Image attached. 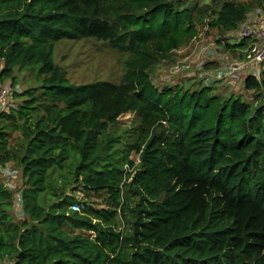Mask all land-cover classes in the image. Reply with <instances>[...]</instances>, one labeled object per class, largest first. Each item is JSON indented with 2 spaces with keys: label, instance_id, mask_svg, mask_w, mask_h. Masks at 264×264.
I'll list each match as a JSON object with an SVG mask.
<instances>
[{
  "label": "trees",
  "instance_id": "trees-1",
  "mask_svg": "<svg viewBox=\"0 0 264 264\" xmlns=\"http://www.w3.org/2000/svg\"><path fill=\"white\" fill-rule=\"evenodd\" d=\"M249 9L236 0L210 12L171 0H0V79L38 66V86L1 117L0 164H18L28 220L13 222V195L0 183V264H264V104L151 80L198 24L235 31ZM88 38L127 54L119 83L75 85L53 63L56 42ZM244 86L260 84L250 76ZM128 113L134 126L122 140L109 128ZM7 130L22 136L17 154ZM66 166L68 181L104 192L105 207L58 192L53 173Z\"/></svg>",
  "mask_w": 264,
  "mask_h": 264
},
{
  "label": "rangeland",
  "instance_id": "rangeland-1",
  "mask_svg": "<svg viewBox=\"0 0 264 264\" xmlns=\"http://www.w3.org/2000/svg\"><path fill=\"white\" fill-rule=\"evenodd\" d=\"M171 1H180L190 7L196 3L208 12L212 11L213 7L216 9L220 4V0ZM236 2L245 3L250 7L238 28L235 31L224 33L216 28H209L205 24H198L196 26L198 34L187 46L180 47L173 52L169 60L160 61L154 67L151 80L158 90L165 86L172 90H176V87L197 90L200 86H209L213 88L212 94L222 98L238 96L251 104H264V59L259 58L258 61L255 54L249 50L259 43H256L253 36H242L244 32L257 28L258 20L264 18V0H236ZM240 42L243 43L236 47H225V43L234 45ZM126 59L127 54L111 48L105 42L89 38L60 40L55 43L52 52L53 63L64 71L68 82L75 85L96 81L119 83L123 77ZM37 69V65L22 69L15 68L13 72L15 81L0 79L2 85L10 84L14 87V93L18 94L17 97L13 94L12 105L8 106L5 113L11 112V109L20 104L21 97L19 95L23 91L38 86ZM250 76L259 82V88H245L244 80ZM1 117L2 114H0V125L7 122ZM133 126L134 116L132 113H128L111 125L109 132L122 136L123 140L128 134H132ZM7 132L9 135L8 148L17 154V150L14 149L20 148L23 144L22 136L18 131L7 130ZM128 158L133 161L134 165L138 163L137 153L131 152ZM0 165L12 171L10 178L1 175L0 182L10 185L13 207L9 214L14 223L20 224L28 220L24 210L22 195L24 186L20 168L15 161ZM68 172L69 167L66 166L53 173L55 179L53 186L58 189V192L63 190L66 195L74 196L76 200L88 202L97 208L106 206L104 192L84 191L81 186L71 180L68 181Z\"/></svg>",
  "mask_w": 264,
  "mask_h": 264
},
{
  "label": "built area",
  "instance_id": "built-area-1",
  "mask_svg": "<svg viewBox=\"0 0 264 264\" xmlns=\"http://www.w3.org/2000/svg\"><path fill=\"white\" fill-rule=\"evenodd\" d=\"M258 22H259V26L257 28L244 32L242 36H249V37L253 36L256 40V43H259V45H254L253 48L249 49L253 54H255V57L259 61V58H261V60L264 59V18L259 19ZM13 94H15L13 86H11L10 84L7 86L2 85L0 82V114L5 113L8 110L7 109L8 106L12 105ZM1 175H6L8 178H10L12 176V171L7 170L0 165V176ZM0 183L3 184V186L7 188L9 191H11L9 189L10 187L9 184H4L2 182ZM72 208H77V205H73Z\"/></svg>",
  "mask_w": 264,
  "mask_h": 264
}]
</instances>
